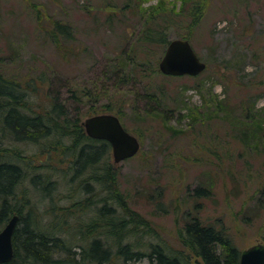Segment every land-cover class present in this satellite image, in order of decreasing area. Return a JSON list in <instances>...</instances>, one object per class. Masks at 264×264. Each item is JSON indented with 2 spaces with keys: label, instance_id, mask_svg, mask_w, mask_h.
<instances>
[{
  "label": "rangeland",
  "instance_id": "374dc122",
  "mask_svg": "<svg viewBox=\"0 0 264 264\" xmlns=\"http://www.w3.org/2000/svg\"><path fill=\"white\" fill-rule=\"evenodd\" d=\"M198 6L204 13L194 22ZM55 20L75 33L73 59L65 61L46 36ZM146 32L169 42L189 39L207 67L195 76L162 73L168 44L145 41ZM131 46L135 63L120 60L130 76L109 72ZM0 72H46L50 93L73 114L82 112L83 121L117 114L100 106L110 98L123 101L121 120L141 148L117 163L111 150L110 160L129 205L170 246L182 247L178 229L194 217L224 231L242 250L264 243V136L244 116L264 115V0H0ZM105 82L123 88L98 101L96 112V97H72L71 88L90 84L101 91ZM61 191L68 194L66 187ZM137 264L150 263L144 257Z\"/></svg>",
  "mask_w": 264,
  "mask_h": 264
},
{
  "label": "trees",
  "instance_id": "16d2710c",
  "mask_svg": "<svg viewBox=\"0 0 264 264\" xmlns=\"http://www.w3.org/2000/svg\"><path fill=\"white\" fill-rule=\"evenodd\" d=\"M203 9L193 10L194 22L201 20ZM46 36L65 61L76 56L69 24L53 21ZM143 39L169 43L151 32ZM122 57L134 64L135 47L123 48L109 66V72L125 79L132 70L126 73ZM118 88H123L121 83L105 82L101 91L90 84L70 91L79 100L96 97L91 101L95 112L100 107L115 110L121 119L126 112L123 101L118 105L110 98L96 107ZM50 91L52 79L46 72L20 77L0 72V231L11 216L19 215L14 257L0 264H137L144 257L150 264H240L242 250L235 241L198 217L178 229L182 247L170 246L151 221L129 205L110 160V142L90 137L82 112L73 114L60 95ZM244 116L256 121L264 136V115ZM64 187L68 194L61 191ZM74 195L80 197L59 204Z\"/></svg>",
  "mask_w": 264,
  "mask_h": 264
},
{
  "label": "water",
  "instance_id": "95a60500",
  "mask_svg": "<svg viewBox=\"0 0 264 264\" xmlns=\"http://www.w3.org/2000/svg\"><path fill=\"white\" fill-rule=\"evenodd\" d=\"M207 67L187 38L172 39L161 57L159 68L166 75H198ZM87 134L111 143L114 161L120 162L138 153L141 141L130 132L114 113H98L87 117L84 122ZM19 216L14 214L0 231V263L14 257L13 234ZM240 264H264V243H256L242 250Z\"/></svg>",
  "mask_w": 264,
  "mask_h": 264
},
{
  "label": "bare ground",
  "instance_id": "6f19581e",
  "mask_svg": "<svg viewBox=\"0 0 264 264\" xmlns=\"http://www.w3.org/2000/svg\"><path fill=\"white\" fill-rule=\"evenodd\" d=\"M16 215H18V214H16ZM19 216V215H18ZM14 246V245H13Z\"/></svg>",
  "mask_w": 264,
  "mask_h": 264
}]
</instances>
